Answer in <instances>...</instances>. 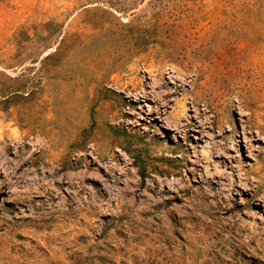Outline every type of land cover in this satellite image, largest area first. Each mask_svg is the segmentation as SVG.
<instances>
[{
    "label": "rangeland",
    "instance_id": "1",
    "mask_svg": "<svg viewBox=\"0 0 264 264\" xmlns=\"http://www.w3.org/2000/svg\"><path fill=\"white\" fill-rule=\"evenodd\" d=\"M0 264H264V0H0Z\"/></svg>",
    "mask_w": 264,
    "mask_h": 264
}]
</instances>
